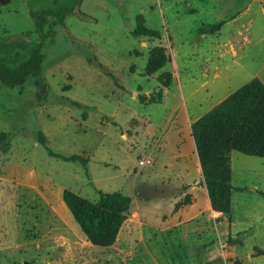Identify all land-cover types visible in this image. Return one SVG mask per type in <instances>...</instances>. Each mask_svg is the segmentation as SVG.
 <instances>
[{"label": "rangeland", "instance_id": "374dc122", "mask_svg": "<svg viewBox=\"0 0 264 264\" xmlns=\"http://www.w3.org/2000/svg\"><path fill=\"white\" fill-rule=\"evenodd\" d=\"M73 3L0 0V42L38 41L30 12ZM139 15L160 39L131 35ZM45 30L44 84L0 83V264H264L253 256L264 250V159L231 152L229 222L210 208L190 132L264 76V0H82L63 27L50 17ZM155 46L170 62L147 74ZM64 190L91 203L100 192L131 198L112 246L87 241Z\"/></svg>", "mask_w": 264, "mask_h": 264}, {"label": "trees", "instance_id": "16d2710c", "mask_svg": "<svg viewBox=\"0 0 264 264\" xmlns=\"http://www.w3.org/2000/svg\"><path fill=\"white\" fill-rule=\"evenodd\" d=\"M82 0H74L70 8H60L56 12L41 9L30 12L38 41L24 38L11 42H0V83L8 88H22L28 77L35 78L36 85L42 86V50L49 34L46 32L47 19L55 17L60 26L74 12ZM143 16L136 17V27L131 35L134 38L160 39L158 31L144 27ZM170 62L164 47L155 46L148 51L146 73L152 74ZM171 74L163 72L157 78L159 84L168 87ZM150 103H157L151 97ZM203 183L212 211L228 216L231 222V196L233 187L230 154L236 151L250 157L264 159V85L253 78L231 93L190 126ZM38 142L46 145L45 136L40 132ZM7 135L0 132V147H6ZM50 157L65 162H79L86 168L88 159L72 155L60 156L48 150ZM62 201L74 221L86 237L96 247L112 246L126 221L131 206L129 196L114 193H99L96 203H91L79 195L64 190ZM180 204H177L178 206ZM228 243L241 244L228 239ZM255 255H264V250L254 249ZM232 264H242L238 259Z\"/></svg>", "mask_w": 264, "mask_h": 264}, {"label": "crops", "instance_id": "0c3cea01", "mask_svg": "<svg viewBox=\"0 0 264 264\" xmlns=\"http://www.w3.org/2000/svg\"><path fill=\"white\" fill-rule=\"evenodd\" d=\"M214 77H216V76H214ZM213 77V78H214ZM235 79H237L238 77H234ZM253 78H257V79H259L260 80V82L264 85V76H263V74H262V72H257L256 74H254V76H253ZM253 78H251V79H253ZM245 84V83H244ZM244 84H242L241 86H243ZM241 86H239V87H241ZM238 87V88H239ZM237 88V89H238ZM232 93V92H231ZM231 93H229V94H227L223 99H225L227 96H229ZM222 99V100H223ZM222 100H220V102L222 101ZM191 142L193 143V147H194V153H193V156L195 157V159H197V162H198V158H197V154H196V151H195V146H194V142H193V139H192V137H191ZM198 164H199V162H198ZM200 167V166H199ZM200 171H201V169H200Z\"/></svg>", "mask_w": 264, "mask_h": 264}, {"label": "built area", "instance_id": "2783aa9c", "mask_svg": "<svg viewBox=\"0 0 264 264\" xmlns=\"http://www.w3.org/2000/svg\"><path fill=\"white\" fill-rule=\"evenodd\" d=\"M145 161H140L139 166H143Z\"/></svg>", "mask_w": 264, "mask_h": 264}]
</instances>
